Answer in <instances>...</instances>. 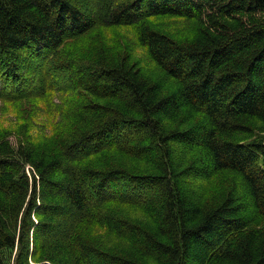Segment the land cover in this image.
Instances as JSON below:
<instances>
[{
    "label": "trees",
    "instance_id": "trees-1",
    "mask_svg": "<svg viewBox=\"0 0 264 264\" xmlns=\"http://www.w3.org/2000/svg\"><path fill=\"white\" fill-rule=\"evenodd\" d=\"M97 27H133L162 77L61 58ZM67 83L63 140L0 129V264H264V0H0V99ZM223 172L222 203L187 185Z\"/></svg>",
    "mask_w": 264,
    "mask_h": 264
},
{
    "label": "rangeland",
    "instance_id": "rangeland-1",
    "mask_svg": "<svg viewBox=\"0 0 264 264\" xmlns=\"http://www.w3.org/2000/svg\"><path fill=\"white\" fill-rule=\"evenodd\" d=\"M150 22L155 29L165 32L177 41H187L192 34L191 24L182 19L154 18ZM60 54L63 60L78 66L92 65L103 59L107 62L127 61L130 64H137V68L147 76L162 77L152 66L145 50L138 45L133 27H97L83 38L66 42ZM73 88L72 84L67 83L66 89L62 92L54 91L41 95L40 91H35L36 89L32 92L25 90L24 95L28 96L16 95L17 98L10 102L0 99V129L5 130L14 142L17 131L33 137L58 134L63 140L67 136L63 128L67 125L68 119L70 120L69 108H74L73 105L85 101V93L78 91L74 94ZM9 96L14 95L10 93ZM183 122L181 120V123ZM185 126L183 123L181 128ZM191 180L192 184L187 185L213 205L237 197L241 193L239 179L229 172L219 173L207 180L199 178ZM257 225L263 228L264 220H260Z\"/></svg>",
    "mask_w": 264,
    "mask_h": 264
}]
</instances>
